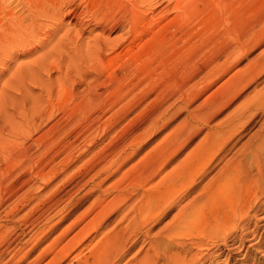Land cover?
Wrapping results in <instances>:
<instances>
[{
    "label": "rangeland",
    "instance_id": "1",
    "mask_svg": "<svg viewBox=\"0 0 264 264\" xmlns=\"http://www.w3.org/2000/svg\"><path fill=\"white\" fill-rule=\"evenodd\" d=\"M60 1L55 0L59 7H51V2L44 4V0H32L29 6L25 0L19 1L16 13L24 15L28 10L25 14L31 15H26V19L23 16L25 23L16 21L23 23V27L15 26V20L14 24L4 20L9 7L0 3V8H8L0 12V22L4 18L6 27L12 26L10 30L5 24L0 25V36L7 35L0 37V43L5 41L0 44V180L5 176V188H0V227L5 226L0 232V244L4 243L5 250L0 264H14L36 244L38 237L48 232L47 239L20 264L33 263L68 225L90 211L98 198L111 200L112 190L107 189L112 183L128 172V179L135 181L140 169L150 167L158 157L161 158L157 161L163 159L175 134L179 136L191 126L203 128L202 133L172 156L167 172L188 157L210 127L222 123L243 102L264 91L263 65L261 70H255L259 71L256 79L243 80L238 92L216 104L227 94L231 85L227 83L235 75V80H239V75L251 70L252 65L264 62V0H185L186 13L174 23L170 21L176 16L173 8L177 0H141L142 9L148 14L147 19L138 14L141 18L135 32L129 26L111 28L105 19L111 16L106 8L97 19L94 4L87 8L83 0L70 2L69 6L65 0ZM33 2L41 9L43 4L46 14L36 16L41 9L32 10V5H36ZM73 4L79 5L75 14L71 12ZM165 6L172 13L166 17L161 13ZM29 11L38 14L33 18ZM115 11L120 12L118 6ZM9 38L13 42L9 43ZM98 48L100 66L90 61ZM216 66L219 69L215 71ZM192 75L197 78L188 86ZM97 78L103 83L101 101L99 106L87 110L81 103L91 89L99 88L94 87ZM141 78L146 81L137 89L135 84ZM194 84L197 85L191 91ZM140 102L141 106L136 108ZM207 108L213 114L201 121L200 112ZM158 109L164 114L152 117ZM261 127L264 128V109L243 133L241 143L215 163L207 179L197 180L193 192L176 197L180 205L167 209L152 222L150 238L170 225L191 192L195 196ZM133 134L138 135L135 142L130 141ZM125 141L122 150L116 148ZM115 150L122 151L123 157L114 159L112 172L127 156L128 160L120 172L110 177L100 170L111 161ZM12 152L15 153L9 159L7 155ZM23 153L30 155L20 158L19 171L8 167L7 176L3 174L5 164L10 166L8 163ZM49 161L51 169L57 171L55 178L41 180L36 172ZM24 182L30 184L29 196L34 198L31 204L29 199L16 203L11 196ZM243 195L242 209L231 215H225L223 206L208 211L205 220L193 222L191 230L182 237L181 241L197 254L196 264H264V192L248 190ZM96 213L92 212L89 219ZM82 226L83 223L72 230L56 252ZM101 238L94 234L89 241L70 249L68 259L59 264L80 260ZM56 252L37 264H48Z\"/></svg>",
    "mask_w": 264,
    "mask_h": 264
},
{
    "label": "bare ground",
    "instance_id": "2",
    "mask_svg": "<svg viewBox=\"0 0 264 264\" xmlns=\"http://www.w3.org/2000/svg\"><path fill=\"white\" fill-rule=\"evenodd\" d=\"M19 1L21 3L22 0ZM19 1L0 0V3H3H1L2 5L5 4L9 7V10L8 8H0V12L3 13L4 9H7L8 16H6L5 19L2 18V20L4 19L6 20V22L7 20H9V24H11L10 21L13 22V20H15V26L22 25L19 27H23V23L17 24V22L19 21L20 23V21H24L25 23L26 20H24L23 16L26 19V17L29 15L25 14V12H28V10L24 11V15L22 14L23 12L16 13L17 11H19L17 10V8H19L18 5L20 4ZM31 1L32 0H28L29 5L31 4ZM44 1V4H49L51 2L50 4L52 5L49 4L51 7H53V4H55V0L47 1V3L46 0ZM65 1L68 3L69 6V3L74 2L75 0ZM116 1L118 2V0H83V2L87 3V8L89 4H94V17H97V19L99 18L103 8H106L108 11H110L111 19L108 17H106L105 19L106 22L109 23L111 28H114L116 26L126 28L129 26L131 31L135 32V25L138 23L137 20L141 18L139 16L142 15L146 18L148 14L147 11H144L142 9V5L140 3L141 0H119L120 2L118 3V5L115 4ZM25 2L23 3L28 5L26 0ZM183 2H185V0L175 1V6L173 10L176 16L170 21V23L177 22L178 19L185 15L186 12L184 9ZM23 3L21 4V6H24ZM56 3L58 4V2ZM34 4L36 5H32V10L34 8V11L36 9L37 12H40L39 9L41 8L39 7L38 3L35 2ZM57 4H55L56 7H59L57 6ZM26 5L24 9H26ZM117 6L119 7L120 12L116 14L115 10H117ZM41 7L42 9L39 14L37 12L34 13L31 11V13L29 11L31 14H34L33 18H35L36 16H42L41 14L44 13L46 14L45 10H43V4L41 5ZM71 8H74L73 10H71V12L75 14V12H78L79 5L73 4V7ZM161 13H164V17L172 14L168 6H165L164 9L161 10ZM35 14L38 15L35 16ZM29 17H31V15ZM29 19H27V21H29ZM2 20V23L0 22L1 26L6 23L4 20V22ZM107 23H105L106 26ZM8 27L9 26L6 27L5 24V28L7 29H10V27L12 26H10L9 28ZM0 32L2 35L3 31ZM10 32L8 31V33ZM6 36L3 35V37ZM9 39L8 42H13L11 41V38ZM4 42L2 41V43L0 44H3ZM100 52L101 48H98L94 53L95 58L90 59V61H96L97 66L102 65ZM254 65H252V69L250 68L251 70L247 71L244 74H240L241 76L239 75V78H237L239 80H235V78L237 77V75H235L234 79L227 83V85L231 84L228 87L229 89L227 91V94L225 93L222 98L218 99L216 104H219L220 102L224 101L229 94L239 89L238 87H240V82L245 79H254L258 76L259 71L257 72L255 70L259 67H263L264 62H260L255 66ZM217 67L218 66L214 68L215 71L219 69ZM196 78L197 77L195 75H192L189 78L187 85L189 86V84L191 82H194ZM144 81L146 80L144 78H141L140 82H138V84H135L137 86V89L139 86L144 84ZM196 85L197 84H194L192 86L191 91H193ZM102 86L103 83L100 82L98 78L95 79L94 87L99 88L91 89L89 91L90 93L88 98L82 100L81 104H83L84 108H86L87 110H91V108L97 105L99 106L101 101L100 98L102 95L101 90L103 89ZM134 89L136 90V88ZM238 91L239 90H237V92ZM140 106L141 102L136 106V108H139ZM211 108L216 109V107ZM263 109L264 91L261 90L252 97H250L247 101L243 102L240 107L233 111L232 114L228 116V118L222 123L210 127L209 131L205 134L204 138L199 143H197L193 150L187 155L188 157L183 160V162L179 163L177 166L173 167L167 172L166 169L170 165H172V156L176 152H179L181 148L188 145L194 137L202 133L201 131L203 130V128L197 125L191 126L187 127L186 130L184 129L183 133H178L179 136L175 134L176 137L172 139L173 141H171L170 139L169 145L167 143L168 146L166 147V154L163 159L157 161L161 158L158 157V159L156 158V161L154 163L149 165L150 167H146L145 170L143 168L140 169L142 173L141 171L138 172L140 175L135 181H132V179H128L130 175V172H128L124 174L122 178L118 179L114 184L112 183L113 186H110L107 189L112 190L111 200L106 201L101 198H98L95 203L93 202L94 204L90 211L87 210L88 212L83 213V215L77 218L76 221L68 225L67 228L51 244H49L45 248V250L42 251L41 255L31 264L40 263L42 260H44V258L48 257L49 255L52 256L51 254L54 251L56 252L55 249H57L59 246L61 247L63 241L69 237L71 231L79 227L82 223L83 226L79 229V231L72 238H69L67 240V243L64 245V247H62L59 251L55 253L53 258H51V261L49 260L50 262L48 264H59L61 261L63 262L65 259H68L69 254L71 253L68 252L70 249H74L77 245L83 244L87 239L89 241L92 236H94V234H98L102 238L98 241L96 245H94V247L89 250L88 254H85L84 257H82L78 261H75L72 264H120L126 261L127 258L131 256L132 253L138 247L139 249L136 250L137 253L134 254L133 257L129 258V260H127L125 264H196L197 254H194L192 248H188L185 243L181 241L182 237L187 233V231L191 230L194 224L193 222H195L196 220L200 222L204 221V218L208 211L214 209L219 210V208L222 209V206L226 208L225 215L235 213L237 212V210L239 211L244 206V202H242L244 200L243 193L247 192L248 190H260L264 192V128L261 127L260 130L257 131L248 140V142L243 144L234 153L233 158L228 160L226 164L216 173V175L209 179L208 182L203 187H201V190H198L196 192L195 196H192V192L193 189H195L196 187L195 183L197 182V180L202 179V182H204L207 179L209 172L212 170V168H214V166H216L215 163H218L223 160L224 156L233 151L241 143V137L242 135H244L243 133L251 127V124H253V121L257 118L261 111H263ZM161 114H164V112H160V110L158 109V111H156V113H154L152 117ZM212 114L213 113L211 112V109L207 108V110L200 112L199 118L201 119V121H205L206 119L208 120ZM153 124H156V121L153 122ZM132 138L133 139H130V141L132 140L135 142L137 140H134V138H138V135L133 134ZM125 145L126 141L122 144H119L116 148H124ZM116 151L117 150L112 153L111 157L113 155L114 156L112 159H110L111 161H108L107 164H105L107 166L105 167L104 165V168L100 170V172L104 171V174L110 177L120 172L124 163H126V161L128 160L127 156L123 159L124 162L122 164H117V169L112 172L110 167L115 164L114 159H121L123 157L122 151L118 153H116ZM14 153L15 152L8 153L7 156L9 157V159ZM29 155V153H23L21 156L15 157L13 161L8 163L10 164V166H6L5 164L2 173L6 175L8 167H15L18 169V167L21 166L20 158L28 157ZM48 167L50 169L53 168L51 167V161L46 163L43 168H39L40 170L39 172H36V176H38L41 180H53L57 171H54L52 169L47 170ZM17 169L16 172L19 171V169ZM163 173L165 174L162 175ZM30 175L31 174L28 173V176ZM4 177H1V179L3 180ZM2 180H0V188L4 189L5 187L3 186L4 183L2 182ZM31 181L32 179L29 177V182ZM29 186L30 184L28 182H24L23 186L19 190L12 192L11 196L13 195V197H15L16 203L24 199H29V201L27 200L28 204H31V202L34 201V198H31L29 196L32 194L29 190ZM189 191H192L190 194L191 198L187 195L188 200L185 201L184 206H180L181 208L179 209L177 215L173 218L170 225L166 226L163 230L158 232L153 238H150V225L152 224V222L158 220V218L161 217L167 209L171 208L172 206H177L179 204L180 201L177 202V196L183 193L185 194V192H188L189 194ZM86 193H88V191ZM85 197L86 195H84L82 198ZM80 201H82L81 198ZM182 204H184V202L181 203V205ZM226 204L229 207H227ZM95 210L97 211L96 215L93 218L89 219L90 214ZM85 220L88 221L85 222ZM211 223L209 226H211ZM111 226L113 227L109 228ZM4 227L5 226L0 227V232ZM53 228L54 227H52V229ZM47 233L48 232L42 234L41 238L38 237L36 244H34L33 247L26 251V253L23 254L17 262L15 261L14 264H20L21 261L25 259V257L31 255V253L36 249V247L47 239ZM140 243L141 245H139ZM166 243L170 246L166 245ZM3 244H0V260H2L5 252V250H3ZM45 260H47V258Z\"/></svg>",
    "mask_w": 264,
    "mask_h": 264
}]
</instances>
